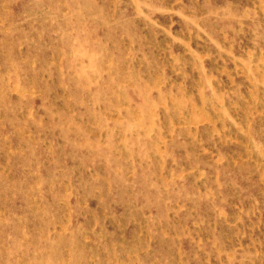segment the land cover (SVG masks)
<instances>
[{
    "label": "rangeland",
    "instance_id": "obj_1",
    "mask_svg": "<svg viewBox=\"0 0 264 264\" xmlns=\"http://www.w3.org/2000/svg\"><path fill=\"white\" fill-rule=\"evenodd\" d=\"M0 264H264V0H0Z\"/></svg>",
    "mask_w": 264,
    "mask_h": 264
}]
</instances>
